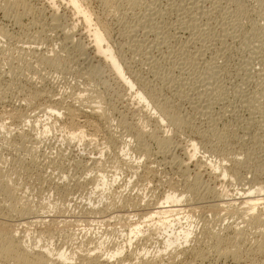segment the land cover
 <instances>
[{
	"label": "rangeland",
	"instance_id": "obj_1",
	"mask_svg": "<svg viewBox=\"0 0 264 264\" xmlns=\"http://www.w3.org/2000/svg\"><path fill=\"white\" fill-rule=\"evenodd\" d=\"M9 1L0 0V179L12 186L14 198L8 201L0 195V211L12 224L10 229L29 245L54 253L62 250L68 264H81V255L93 251L91 255L102 259L120 246L123 250L111 259L112 264H232L230 259L210 252L211 241L207 239L214 231L231 237L238 225L245 228L240 238L241 248L248 251L245 256L242 253L245 263L264 264V252L248 250L254 245L248 234L255 230L261 233L264 227L252 225L249 216L243 214V204L235 198L240 189L255 184L260 195H253L264 199V1L141 0L144 6L132 9L121 0H113L115 4L111 0H83L94 18L104 22L107 35L110 33L113 51L133 82L131 90L114 79L113 72L99 64L93 52L78 55L76 42L88 45L90 41L88 36H81L83 24L72 29V46L61 45L62 38L48 28L47 0H31L33 8L27 13L4 10ZM180 1L183 3L177 5ZM57 4L63 23L71 22L70 10L63 3ZM190 5L197 10H191ZM117 9L120 13L127 10L135 19L137 15L148 16L151 29L141 25L128 38L123 36L113 14ZM187 10L191 12L185 14ZM54 52L63 60L56 65L38 58ZM89 66L96 69L92 75ZM205 82H210L211 88ZM141 85L150 86L157 99L175 106L172 110L187 123L173 128L153 119V109L142 108L133 98ZM34 92L44 95L40 93L39 99L30 101ZM90 102L100 106L102 113L92 111ZM48 105L55 106L58 115L47 112ZM69 108L74 110L72 117ZM45 122L49 123L47 131ZM81 130L84 139L75 136ZM165 138L171 141L167 154L158 149ZM191 139L198 144L187 168L181 147L190 145ZM138 145L146 148L147 154ZM125 150L135 161L134 173L121 159ZM203 160L214 168L202 166ZM101 172L116 180L104 190L101 186L93 190ZM195 174L198 182L194 181ZM254 186L250 187L256 190ZM192 187L199 194L195 204L190 209L181 201L178 207L183 209L180 222L193 232L174 252V262L168 259L169 249L161 251V230L147 231L144 238L142 235L128 244L125 233L133 221L143 227V215L159 207L168 193L182 194V200L190 201L188 188ZM217 197L232 202L231 206L218 211L213 206ZM259 210L252 212L264 219ZM198 252L203 255L199 257Z\"/></svg>",
	"mask_w": 264,
	"mask_h": 264
},
{
	"label": "bare ground",
	"instance_id": "obj_2",
	"mask_svg": "<svg viewBox=\"0 0 264 264\" xmlns=\"http://www.w3.org/2000/svg\"><path fill=\"white\" fill-rule=\"evenodd\" d=\"M6 1V0H5ZM48 1V6H50V13L48 15V19L50 20V26H48L49 29L53 30L54 34H56L59 38H62L61 40V45H63L62 43H64L66 46L71 44L72 46V43H73V36H72V29L75 28L77 26V24L79 25V23L83 24V27H85L83 29V32L81 33L82 35L81 36H88V38H90V41H88V45L85 44L83 45V43H81V45L79 44V42H76V44L78 43L77 47L79 46V53L78 55H85L86 56L88 55L87 54V51H91L93 52V55L94 57L97 59V62L99 64H103L105 66H107L114 74V79H116L119 83H121L122 85H125V87H129L127 88L128 90H131V88H133V82H131L129 76H127V72L125 71L124 67L121 65V62L120 59L117 57L116 53H114L115 51H113V48H112V45L110 43V40H108V37L110 35V33H108L109 35H107V32L105 31V26L104 22H101L99 20V18H94L93 14L91 13V11L89 10V8L84 4L83 0H47ZM110 1V0H109ZM109 1H106V2H109ZM113 1V0H111ZM118 1L120 0H117V3ZM121 1H124V3L126 2L130 7L129 8H132V9H138L139 7L141 6H144L142 3L141 0H121ZM120 1V2H121ZM174 1V0H172ZM179 1V0H178ZM193 1V0H192ZM264 1V0H261V2ZM63 3L64 7L66 6L69 10H70V13H71V16H72V21L69 23H63V16L61 15V13L59 14V11H58V4L57 3ZM116 2V1H115ZM150 2H153V1H150ZM175 2V1H174ZM185 2V1H184ZM194 2V1H193ZM32 1L31 0H10L9 2L5 3L7 4V9L3 8L4 10H8V9H13L18 11V9H20L21 11H23L24 13L26 12H29L31 11L33 8L31 5ZM36 3V2H35ZM114 3V1H113ZM146 3V2H145ZM148 3V1H147ZM155 3V2H154ZM181 2L177 5H181ZM202 3V2H201ZM108 3H106L107 5ZM115 4V3H114ZM123 4V3H122ZM121 4V5H122ZM170 4V3H169ZM172 4V3H171ZM187 4V3H186ZM196 5V3H194ZM105 5V6H106ZM118 5V4H117ZM146 5V4H145ZM150 5V4H149ZM153 5V4H151ZM175 5V4H174ZM193 5V4H192ZM195 9L197 6H195ZM198 5V3H197ZM4 6V5H3ZM6 6V5H5ZM112 6V5H111ZM115 6V5H114ZM113 6V7H114ZM127 6V5H126ZM125 6V7H126ZM148 6V5H147ZM154 6V5H153ZM169 6V5H168ZM184 8H185V5L183 4ZM189 6V5H188ZM191 6V5H190ZM199 6V5H198ZM193 10V6H191ZM190 7V8H191ZM200 7V6H199ZM208 7V6H207ZM35 8V7H34ZM40 8V7H39ZM35 8L36 10H43L42 8ZM44 8V7H43ZM128 8V10L130 11V9ZM147 8V7H146ZM149 8V7H148ZM171 8V7H170ZM177 9H179L178 7H176ZM183 8V7H182ZM187 8V7H186ZM198 8V7H197ZM222 8V7H221ZM65 9V8H64ZM111 9V8H110ZM115 9V8H114ZM131 9V10H132ZM140 9V8H139ZM145 8H143L144 10ZM150 10L151 7L149 8ZM155 9V8H154ZM214 9V8H213ZM118 10V9H117ZM116 10V11H117ZM123 10V9H122ZM142 10V9H141ZM149 10V12H151ZM157 10V9H155ZM154 10V11H155ZM165 10V9H164ZM170 9H168L169 11ZM183 11V9H181ZM186 10V9H184ZM197 10V9H196ZM219 10V9H218ZM223 10V9H222ZM235 10V9H234ZM240 10V8H239ZM238 10V11H239ZM10 11V10H9ZM44 11V10H43ZM120 10H118V12H115L113 14L116 15V18L118 21L116 22H119V30L120 32L123 34H126L125 36H128L129 35H132L131 32L133 31V29L135 30V28L137 26H143L144 28H146L145 26H148L150 27L151 29V25L148 23L150 20H152L151 18H149L148 16V20L147 21V17H143L141 18L142 16H140V18H138V15L135 14V16L137 15V19H135L133 16L130 17L128 14H127V10L123 13H120L119 12ZM160 11V10H158ZM167 11V10H166ZM171 11V10H170ZM179 11V10H178ZM189 10L185 11V14H187ZM194 11V10H193ZM207 11V10H206ZM205 11V12H206ZM216 11V10H215ZM227 11V10H226ZM229 11V10H228ZM6 12V11H5ZM11 12V11H10ZM19 12V11H18ZM18 12H15V13H18ZM38 12H41V11H38ZM144 12H146L144 10ZM147 11V13H149ZM184 12V11H183ZM191 12V11H189ZM188 12V13H189ZM203 12V11H202ZM225 12V11H224ZM241 12V11H239ZM23 13V14H24ZM147 13H145L147 15ZM156 13V11L154 12ZM169 13V12H168ZM176 13V12H175ZM220 13V12H219ZM231 13V12H230ZM41 14V13H40ZM138 14H141V13H138ZM142 14H144L142 12ZM153 14V13H152ZM157 14V13H156ZM155 14V15H156ZM164 14V13H163ZM166 14V13H165ZM194 14V13H193ZM204 14V13H203ZM218 14V13H217ZM222 14V13H221ZM226 14V13H225ZM229 14V13H227ZM248 14V13H246ZM260 14V13H259ZM15 15V14H14ZM29 15V14H28ZM155 15L153 17H155ZM181 15V14H180ZM196 15V13L194 14ZM235 15V14H234ZM237 15V13H236ZM149 16H152L149 14ZM185 16V15H184ZM191 16V15H190ZM225 16V15H224ZM241 16V14H240ZM106 17V16H105ZM152 17V18H153ZM181 17V16H180ZM179 19H182V17ZM192 17V16H191ZM228 17V16H227ZM34 18V17H33ZM184 18V17H183ZM188 18V17H187ZM193 18V17H192ZM191 18V19H192ZM219 18V17H218ZM226 18V17H225ZM224 18V19H225ZM236 18V17H235ZM240 18V17H238ZM110 19V18H109ZM156 19V18H155ZM190 19V18H189ZM234 19V18H233ZM66 20V19H65ZM154 20V19H153ZM197 20V19H196ZM220 20V18H219ZM155 21V20H154ZM174 21V20H173ZM185 22V19L182 20ZM180 21V22H182ZM187 21H190V20H187ZM193 21L195 20H192L191 23H193ZM17 22V21H16ZM38 22V21H37ZM232 23L234 22L233 20L231 21ZM155 23V22H154ZM189 23V22H188ZM198 23V22H197ZM153 24V23H152ZM185 24V23H184ZM194 24V23H193ZM218 24V23H217ZM221 24V23H220ZM219 24V25H220ZM257 24V23H256ZM154 25V24H153ZM152 25V27H153ZM158 25V24H157ZM260 25V24H259ZM159 26V25H158ZM234 26V25H233ZM45 27V26H44ZM195 27V26H194ZM221 27V26H220ZM261 27V25H260ZM185 28V27H184ZM187 28V27H186ZM48 29V30H49ZM138 29V28H137ZM159 29V28H158ZM200 29V28H199ZM209 29V28H208ZM212 29V28H211ZM193 30V29H192ZM198 30V29H197ZM203 30V28H202ZM206 30V29H205ZM223 30V29H222ZM226 30V29H225ZM256 30V28L254 29ZM154 31V30H153ZM187 31V30H186ZM204 31V30H203ZM38 32V31H37ZM148 32V31H147ZM205 32V31H204ZM210 32V31H209ZM6 33V32H5ZM43 33V32H42ZM142 33V32H141ZM153 33V32H152ZM160 33V32H159ZM198 33V32H197ZM208 33V32H207ZM218 33V32H217ZM201 34V33H200ZM227 34V32H226ZM3 35V34H2ZM5 35V34H4ZM12 35V34H11ZM121 35V34H120ZM219 35V34H218ZM224 35V34H223ZM233 35V34H232ZM156 36V34H155ZM199 36V35H198ZM203 35H201L202 37ZM208 36V35H207ZM132 37V36H131ZM159 37V36H158ZM217 37V36H215ZM224 37V36H223ZM222 37V38H223ZM41 38V37H40ZM111 39V37H109ZM218 38V37H217ZM215 39V38H214ZM220 39H221V34H220ZM41 40V39H40ZM60 40V39H59ZM210 40V39H209ZM217 40V39H215ZM126 41V40H125ZM130 41V40H129ZM153 41V40H152ZM156 41H157V38H156ZM199 41V40H198ZM207 41V40H206ZM212 41V40H211ZM220 41V40H219ZM155 42V41H154ZM210 42V41H209ZM75 44V42H74ZM73 44V46H74ZM122 44V43H121ZM135 44V43H134ZM156 44V43H155ZM64 45V46H65ZM136 45V44H135ZM208 45V44H207ZM206 45V46H207ZM76 46V45H75ZM200 46V45H199ZM66 48V47H65ZM222 48V47H221ZM129 49V48H128ZM137 49V48H136ZM146 50V49H145ZM32 51V50H31ZM56 52V51H55ZM54 52V55H51L50 57H47L45 55H42L41 57L39 56L38 58L43 62V63H48V64H51V65H56L57 63H60L61 62V55L60 54H57ZM143 52V51H142ZM90 53V52H89ZM194 54V53H193ZM76 54V56H78ZM79 56V58H83L84 59V56L81 57ZM94 58V59H95ZM73 59V58H72ZM77 59V58H75ZM74 59V60H75ZM211 60V59H210ZM40 61V62H41ZM63 61V60H62ZM79 62V60H75V62ZM89 61V60H87ZM41 62V63H42ZM84 62V61H83ZM209 63V62H208ZM96 64V63H95ZM93 64V66L95 65ZM99 64H97L96 66H99ZM210 64V63H209ZM88 68H90L88 72H91V75H92V72H96L94 69H91V68H94L92 66H89ZM211 68V67H210ZM99 69V67L97 68ZM78 70V69H77ZM76 72V71H75ZM82 74V73H81ZM85 75V74H84ZM196 79V78H195ZM207 83H210V82H207ZM205 82V86L207 84ZM171 84V83H170ZM169 84V85H170ZM181 84H185L184 82L181 83ZM182 85V86H183ZM208 85V84H207ZM210 85V84H209ZM208 85V86H209ZM142 86V85H141ZM144 86V84H143ZM139 87L138 90H135V96H133V98H136L137 100V103L141 105L142 108H149L151 107L153 109V111L151 112L152 113V117L153 119L157 120V121H160L161 124L165 125L164 123H166V125L169 127H178V126H183L185 125L187 122H185L186 120H184L185 118L184 117H181L179 114H177V112L174 111V109L172 110V108L175 106H173L171 108L170 104L168 105L164 100V101H161L159 99H157L158 97L151 91L152 89H150L151 87L149 86V88L146 87ZM186 85H184L183 87H185ZM203 86V85H202ZM205 86H203L205 88ZM207 86V87H208ZM172 87V86H171ZM176 87V86H175ZM210 87V86H209ZM177 88V87H176ZM179 88V87H178ZM211 88V87H210ZM189 89V88H188ZM193 89V88H191ZM206 89H209V88H206ZM184 90V89H183ZM212 90V89H211ZM207 91V90H205ZM203 91V92H205ZM41 93V92H40ZM40 93H37V92H34L33 95L30 97L31 100L30 101H34V100H37V98L41 95H44V93L40 94ZM40 94V95H38ZM50 94V93H49ZM182 94V92H181ZM187 94V93H186ZM189 94V93H188ZM199 96H200V93H198ZM202 94V93H201ZM204 94V93H203ZM206 94V92H205ZM208 94V93H207ZM180 95V94H179ZM50 96V95H48ZM189 96V95H188ZM195 96V95H194ZM197 96V95H196ZM53 97V96H52ZM198 97V96H197ZM200 97H203V96H200ZM40 98V97H39ZM38 98V99H39ZM49 98V97H48ZM61 98V97H60ZM193 98V97H192ZM199 98V97H198ZM51 99V98H49ZM29 100V99H28ZM206 100V99H205ZM28 102V101H27ZM57 102V100L55 101ZM88 102V101H87ZM92 102V101H91ZM91 102L89 103L88 106L91 107L92 111H95L97 112L98 114H101L102 111H101V107L98 106V105H93V103L91 104ZM97 102V101H96ZM193 102V101H192ZM32 104H34L33 102H31ZM45 103V102H44ZM53 103V101H52ZM58 103V102H57ZM83 103V102H82ZM56 104V103H55ZM66 104V103H65ZM86 104V103H85ZM96 104V103H95ZM44 105V104H43ZM57 105V104H56ZM74 105V104H73ZM82 106H84V104H82ZM86 106V105H85ZM87 106V107H88ZM44 107V106H43ZM89 107V109H90ZM103 107V106H102ZM40 109V108H39ZM74 109V108H73ZM88 109V108H87ZM42 110V109H41ZM45 110H47V112H55V114H57V109L55 108V106H52L51 105L49 106L48 105V108H45ZM67 110V109H66ZM176 110V109H175ZM74 110H71L70 108L67 110L68 114L72 113ZM104 111H105V108H104ZM103 111V113H104ZM44 112V110H43ZM45 111V113H47ZM135 112V111H134ZM72 114L70 115L72 117ZM58 115V114H57ZM27 116V115H26ZM103 116V115H102ZM135 116V115H134ZM25 117V116H23ZM22 118L25 119V118ZM27 117H30V116H27ZM107 116L104 115V118H106ZM151 117V118H152ZM150 118V116H149ZM150 118V119H151ZM29 120V118H28ZM104 120V119H103ZM126 120V119H125ZM146 120V119H145ZM25 121V120H23ZM28 122V121H27ZM30 122V121H29ZM125 123V122H124ZM24 124H27V123H24ZM40 124V123H38ZM37 124V125H38ZM110 125V124H109ZM108 125V126H109ZM130 126V125H129ZM142 126V125H141ZM162 126V125H161ZM160 126V127H161ZM188 126V124L186 125ZM185 126V127H186ZM43 127L44 129H46V131L48 130L49 128V123L45 122L43 124ZM132 127V126H131ZM144 127V126H143ZM164 127V126H163ZM15 129V128H14ZM30 129V128H29ZM140 129V128H138ZM142 129V128H141ZM140 129V131H141ZM179 129V128H178ZM168 130V129H167ZM10 131V130H9ZM140 131H138V135L140 136H143ZM7 132V131H5ZM8 133V132H7ZM21 133V132H20ZM25 133V132H24ZM19 135V134H18ZM23 137L24 135L21 134ZM20 135V136H21ZM79 136L80 138H83L84 139V133L83 131H79L78 134H76L75 136ZM147 135V134H146ZM111 136V135H110ZM119 136V135H118ZM167 136V135H166ZM40 137V136H39ZM122 137V136H121ZM75 138V137H74ZM161 138V137H160ZM164 138V137H163ZM23 139V138H22ZM25 139V138H24ZM169 138H165V139H161L162 141V144L159 145L160 148L158 149H161V153L163 154H167L170 152L171 149H169V141L168 140ZM109 140V139H108ZM111 143V142H110ZM113 143V142H112ZM197 142L193 139H191V143L190 145L188 144L187 146H183L181 147V150L183 151V155L185 156L184 159H186L184 161V164L185 166H187L190 162V160L193 158V156L195 155V151H196V148H197ZM116 145V144H115ZM177 146V145H176ZM179 146V145H178ZM174 147V146H173ZM167 148V149H166ZM138 149L141 151H145V154H147V151L145 149H143L142 147H140L138 145ZM149 150V149H148ZM141 151V152H142ZM123 152V151H122ZM159 152V153H160ZM144 153V152H143ZM135 154V153H134ZM141 154V153H140ZM160 155V154H159ZM147 156V155H146ZM175 156V155H173ZM130 155L129 153H127V150L124 151L123 153V164L127 166V168L130 167V169L134 170L135 171V161H132L130 158ZM176 158V157H175ZM119 160V159H118ZM206 160H209V158H207ZM205 160V161H206ZM93 162H96V160H93ZM138 162V161H137ZM173 162V161H172ZM98 163V162H97ZM183 163V161H182ZM204 163L205 166H209L211 169L214 168L212 166V164L209 162V163H206L204 162H201V165ZM172 164V163H171ZM207 164V165H206ZM169 165V164H168ZM200 165V164H199ZM129 166V167H128ZM137 166V165H136ZM184 166V167H185ZM203 166V165H202ZM200 167V166H198ZM124 168V167H123ZM188 168V166H187ZM179 169V168H178ZM186 169V167H185ZM184 169V170H185ZM203 169V168H202ZM215 169H217V167H215ZM103 171V170H102ZM182 172V170H181ZM99 175V173H98ZM199 175V174H198ZM224 175V174H223ZM107 173H102L100 174V177L96 180L97 182L95 183L96 185H94L95 187L93 188V190L95 188H97L98 186H101V188L104 190L106 189V187H109L108 185H110L111 183H113L116 179H108L107 178ZM196 176V174H195ZM94 177V176H93ZM197 179H199L198 176H196L194 178V181L195 182H198L196 181ZM91 180V179H90ZM256 180V179H255ZM193 181V180H192ZM254 184V183H253ZM255 185V184H254ZM254 185H250V186H254ZM257 185V184H256ZM248 187V188H242L240 189L241 191L237 192L236 195H235V198H237L238 200H240V202L243 204V214L244 216H249V222L252 223V225H256V227L258 225H262V227H264V219L260 217L259 214H254L253 210L255 209H261L262 211L260 212H263L262 215L264 214V203H262V200L264 201L263 197H260V196H255L253 194H258L256 191H258L257 189L259 188H254L256 190H254L252 187ZM259 186V185H258ZM100 188V187H99ZM100 188V189H101ZM98 189V188H97ZM96 189V190H97ZM196 187H192V188H188L190 194H191V198H188L190 199V201L187 202V200H182L181 198H183V195L181 194V196H179L178 194H175V193H168L165 197V201L162 202L161 204L157 205L159 207H157L156 209H154L153 207V210L151 209V211H149L145 216L143 215L144 219L143 220V223H145L143 225V227H141V224L139 221L138 222H135V221H131L132 223L130 224V228L128 229V231L125 233V236H126V239H127V242L128 244L130 245V243L132 242V240L134 239H137L138 237L142 236L143 235V238L145 236V232L147 231H151L152 229H158V230H161L163 232V234H161L163 237V250L161 251H167L168 249L170 250V252L168 251V255H169V258L168 259H171L170 261L171 262H174V258H175V253L178 249H180V246L181 244H186L190 235L192 234V229L190 226H183V222H180L182 217L180 216V212L183 210L182 208L178 207V205L180 206V202L181 201H184L186 203H183L186 204L184 206L188 207L191 209V207L193 206V204H195V200L197 201V197H195L196 195H199ZM262 189V188H261ZM12 186L8 183V181H6L5 179L1 178L0 179V195L3 196V198H6L9 200L12 201V199L14 198L13 197V194H12ZM92 190V191H93ZM102 190V191H103ZM186 190V189H185ZM121 191V190H120ZM185 192V191H184ZM188 192V193H189ZM255 192V193H254ZM259 192V191H258ZM94 193V192H92ZM183 193V192H182ZM225 193V192H224ZM187 195V194H186ZM260 195V194H258ZM0 196V198H1ZM237 196V197H236ZM193 197V198H192ZM218 199L217 200V203H214L213 206L219 211L220 209H227L228 207L231 206L230 202L228 203V201H223V199H221V197H217ZM234 198V197H233ZM6 199H3L6 200ZM195 199V200H194ZM200 200V198H198V201ZM2 201V202H3ZM7 201V200H6ZM215 201V200H214ZM16 203V202H15ZM18 204V203H17ZM198 204V203H197ZM234 204V202H233ZM10 205V204H9ZM182 205V206H183ZM5 206V204H4ZM7 206V205H6ZM12 207V206H11ZM1 208V206H0ZM5 208V207H4ZM94 208V207H93ZM106 208H108L106 206ZM105 208V209H106ZM148 208V207H147ZM194 208V207H193ZM239 208V207H238ZM242 208V207H241ZM8 209V208H7ZM23 209V208H22ZM103 209V210H105ZM195 209V208H194ZM213 209V208H211ZM215 209V210H216ZM5 210V209H4ZM26 210V209H25ZM23 210V211H25ZM91 210H93L91 208ZM102 210V211H103ZM193 210V209H192ZM190 210V211H192ZM11 211V210H10ZM20 211V210H19ZM21 211V212H23ZM101 211V210H100ZM101 211V212H102ZM253 211V212H252ZM7 212V211H6ZM19 213V212H18ZM24 213V212H23ZM91 213V212H90ZM26 214V213H25ZM218 214V213H216ZM191 214H189L190 216ZM219 215V214H218ZM217 215V216H218ZM235 215V214H234ZM4 214L2 213V211H0V261L3 262V263H7V264H68V257L61 251H57V252H52L50 249L46 248V247H43V246H37V245H29L27 243H25V241L22 239V236L21 235H17L15 231L11 230L10 229V226L12 225L9 221H7V218L4 219ZM10 216V215H9ZM21 216V215H20ZM214 216H215V213H214ZM8 217V215H7ZM219 217V216H218ZM189 218V217H188ZM127 219V218H126ZM125 219V220H126ZM192 219V218H191ZM263 219V220H262ZM9 220V219H8ZM130 220V219H129ZM213 220V219H212ZM128 221V220H127ZM194 221V220H193ZM142 222V221H141ZM186 222H189L186 221ZM184 222V223H186ZM246 222V221H245ZM190 223V222H189ZM250 223V224H251ZM178 225V226H177ZM188 225V224H187ZM177 226V227H176ZM183 226V227H182ZM261 227V226H259ZM12 228V227H11ZM211 228V227H210ZM253 228V227H252ZM212 229V228H211ZM244 227H239L237 225V228H235L234 230V234L231 236V237H224L223 235H220V234H216L213 232L209 234V237L211 235V237L209 238L208 235V239L207 241H211V245H210V252H212L213 254L219 256V257H222L224 259H230L232 261V264H251L248 262L247 260V263H245V260L243 259L244 257H242V253L244 252V256L245 254L248 253H245L246 250L242 249L244 247H242V243L240 240L241 237L244 236L243 233L244 232ZM260 229V228H258ZM249 230V228H248ZM255 230V229H254ZM264 230V229H263ZM213 231V230H212ZM251 231V230H250ZM206 232V231H205ZM260 231L259 230H255L254 232H250V234H248V236L250 235L251 238L253 239V247L251 246V248L249 247L248 250L249 252L251 253H255V252H258V253H262L264 252V231L261 233H259ZM18 233V232H17ZM199 233V232H198ZM201 233V231H200ZM203 233V232H202ZM263 233V234H262ZM205 234V233H204ZM202 237V236H201ZM142 238V237H140ZM198 238V237H197ZM245 238H246V235H245ZM248 239V238H247ZM197 240V239H196ZM199 240V239H198ZM201 240V239H200ZM251 240V239H250ZM245 241V240H244ZM249 241V240H248ZM203 243V242H202ZM205 243V242H204ZM208 243V242H207ZM250 243V242H249ZM103 245V244H102ZM204 245V244H203ZM209 246V244H206ZM247 245V244H246ZM205 246V245H204ZM242 247V248H241ZM94 248V247H93ZM205 248V247H204ZM246 248V247H245ZM97 249V248H96ZM95 249V250H96ZM185 249V248H184ZM123 248L120 246V247H117L115 250H113V253L112 251L109 252V253H106L105 256L101 259L100 256H97V255H91L90 253H93V252H88V253H85L83 255H81V261L82 263L81 264H112L111 262V259L117 257L118 254H121ZM192 250V249H191ZM195 250V249H194ZM206 250H208V248H206ZM64 251V250H63ZM203 251V250H201ZM157 252H159V250H157ZM156 252V253H157ZM67 253V252H65ZM194 253V252H193ZM209 253V252H208ZM158 254V253H157ZM100 255V254H98ZM103 255V253L101 254ZM194 255V254H193ZM198 255L199 257H201L203 255L202 252H198ZM247 256V255H246ZM253 256V255H252ZM204 257V256H203ZM129 258V257H128ZM198 258V257H197ZM248 258V257H247ZM199 259V258H198ZM71 260V259H70ZM200 260V259H199ZM123 261V259H122ZM121 261V262H122ZM256 261V260H255ZM68 262V263H67ZM71 262V261H70ZM133 262V261H132ZM254 262V261H253ZM130 263V262H129ZM142 263H145L142 262ZM2 264V263H1ZM135 264V263H134ZM192 264V263H191ZM203 264V263H202ZM253 264V263H252Z\"/></svg>",
	"mask_w": 264,
	"mask_h": 264
}]
</instances>
